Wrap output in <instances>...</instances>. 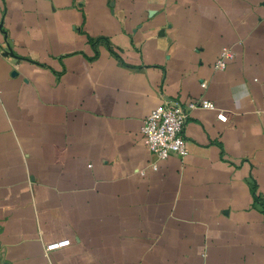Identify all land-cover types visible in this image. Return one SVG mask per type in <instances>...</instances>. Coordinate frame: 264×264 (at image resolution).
I'll return each instance as SVG.
<instances>
[{
    "label": "crops",
    "instance_id": "0c3cea01",
    "mask_svg": "<svg viewBox=\"0 0 264 264\" xmlns=\"http://www.w3.org/2000/svg\"><path fill=\"white\" fill-rule=\"evenodd\" d=\"M0 264H264V0H0Z\"/></svg>",
    "mask_w": 264,
    "mask_h": 264
},
{
    "label": "built area",
    "instance_id": "2783aa9c",
    "mask_svg": "<svg viewBox=\"0 0 264 264\" xmlns=\"http://www.w3.org/2000/svg\"><path fill=\"white\" fill-rule=\"evenodd\" d=\"M229 48L221 49L219 59L214 65L216 70H224L226 60L232 58ZM213 109L211 102L206 100L189 102L181 105L177 102H165L155 108L144 120L140 129L147 150L159 160H165L170 155L184 157L187 155L184 127L189 113L195 109ZM66 241L54 242L45 246L47 253L61 249Z\"/></svg>",
    "mask_w": 264,
    "mask_h": 264
}]
</instances>
